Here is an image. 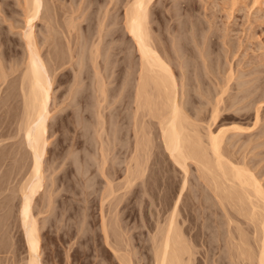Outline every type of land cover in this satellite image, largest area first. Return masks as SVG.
<instances>
[{"label": "rangeland", "instance_id": "1", "mask_svg": "<svg viewBox=\"0 0 264 264\" xmlns=\"http://www.w3.org/2000/svg\"><path fill=\"white\" fill-rule=\"evenodd\" d=\"M127 1L115 0L116 3L113 1L110 4L108 0H46L47 9L44 13L48 15L54 12L53 20L48 22L46 18H42L35 24L36 41L42 56L47 58L51 53V56L55 58L52 61L53 64L51 61L49 64L53 71V90L47 134L49 144L45 154L46 159L44 158V187L36 197L34 205L39 228L40 264H125L124 262L127 261L130 264H152V236L156 233L157 223L161 222L167 214L163 211L162 204H165L173 188L172 191L178 189L183 179L182 172L174 168L161 146L160 149L154 147L160 143L157 135H150L153 152L146 161L144 177L138 179L137 186L135 185L136 195L123 187L124 161L122 164L117 163L118 155L115 150L118 138L122 137L124 144L119 157L126 160L131 151L130 143L133 140L132 129L134 127L132 124L134 123L132 115L134 87L132 85L135 82L134 76H136V68L139 65L134 43L124 27V11ZM19 3L20 1L17 0H0V104L2 103L0 105V119H2L0 131L4 133L5 130L3 142L9 144L10 141H14L9 138V135L16 127L21 108H19L21 101L17 96L15 77L20 73L25 58L24 45L22 46L24 42L20 36L23 21ZM69 18H74L77 27L67 36L64 26ZM99 24L103 28L100 32L102 40L98 44L101 54L97 59V64L100 68L102 67V70H99V66L98 70L102 72L104 70V75L108 74V70L113 72V74L110 72L112 75L109 79H113L112 77L114 79L107 85L113 87L115 91L113 94V91L109 92L111 98L107 94L106 98L99 99L100 101L96 98V94L94 95L98 88L95 84L97 77L89 55L90 41L96 42L91 39L95 40L99 35ZM147 25L151 29L152 37L156 39L154 41L158 43L157 48L159 47L161 53L165 51L167 54L164 53V55L170 60V65L173 64L171 67H173L172 71L177 80L181 74L176 62L180 59V62L183 60L186 63L184 66L190 73L186 69L183 71L186 72L184 76L190 74L188 78H192L191 82L187 78L188 84H186V78V82L184 81L186 84L184 90L187 91L185 90L186 93L182 97L185 110L182 109L185 115L193 117L194 119H191L198 122L201 133L206 125L207 111L205 109L210 107L206 99L218 98V92L223 88L222 86L225 87L226 80L228 81V89L222 95L225 101L220 104L224 106L233 101L237 104L234 103V106L227 109L226 113L230 112L231 116L225 118L226 120L223 119L222 125L228 128L231 125H239L244 127L245 132L240 134L233 131L228 132L225 135L223 146L226 152H230V156L233 157L234 154L236 159L244 157L247 162L244 159L242 161L247 163L246 165L257 177L262 178L261 182L264 184V91L263 95H258L264 90V0H152L148 6ZM67 50L72 51L70 59V52ZM199 51L210 52L211 65H208L209 60L206 61L209 67H205L198 61L201 56L203 57L199 55L201 54ZM65 52L66 56H64ZM180 52L184 54L176 59L177 61L173 59L172 54L176 56ZM209 52L206 55L209 56ZM109 53L110 56L107 55ZM63 58L65 59L62 60ZM202 66L209 72L205 71L206 78L203 75ZM76 75H79L82 81L78 86H75L74 81ZM91 76L94 77L91 78ZM201 80L204 82L202 83ZM198 81L199 89L196 85ZM215 89L219 91L215 92ZM256 94L257 98L262 96V100L259 98L262 103L257 100ZM197 96L202 98H199L201 101H198ZM16 97L18 99H15ZM254 98L258 104H254ZM255 105L260 106L258 116L261 120L251 128L254 122ZM233 110H236L235 113ZM97 111H101L100 114L103 115V117L101 115V120L98 119L99 121L95 119ZM223 111L221 114L225 113L226 109ZM197 114H205L202 121L198 120L200 117ZM96 122L99 124L96 125ZM96 129H99L100 135L95 134ZM151 129L149 130L151 133L157 132L153 130L154 128ZM14 146H8L9 155L5 150L3 151L6 160L5 170L7 169V174L10 172L12 177L16 166V162L11 157L13 151L11 149ZM101 147L106 151L107 159H105L103 169L105 173L101 172L98 166L101 164L98 162L101 159ZM236 159L234 161H237ZM195 170L194 163L189 162L187 174V188H189L185 191L186 197L183 196L185 202L181 203L178 216V220L183 224L181 228L185 235H190L191 251L195 256L192 264H230L229 247L227 248L228 244L223 241L225 239L223 228L216 227V221L218 222L221 216L211 215L210 211L206 214L203 209L204 213H202V210L197 208L199 203L208 206L214 204L215 200L212 197L209 200L207 195L210 191L206 189L205 193V188L199 183V179L200 181L203 179ZM24 171L25 168L15 173L13 185L20 180ZM106 176L111 179L108 180ZM145 179H147L146 184H144ZM105 180L112 182L114 192L111 196H106L107 183ZM190 199L193 200L192 203ZM195 214L202 215V217L197 218ZM237 217L243 219L241 216ZM102 218H105L107 223L108 236L106 239L101 231ZM223 219L222 221L226 222V218ZM214 224H216L215 228ZM240 227L247 228L244 223ZM14 231L15 227H13ZM194 231L205 234L211 232L213 237L209 240L210 244L200 243L197 240L191 241L190 232ZM246 233V236H249V240L246 237L247 242L252 243L251 233L248 231ZM16 236H19V231L15 233V238ZM24 249L21 245L18 248L17 258L15 257L19 260L18 264H23L26 254ZM6 256L3 254L5 260ZM6 261L5 264H10L9 255Z\"/></svg>", "mask_w": 264, "mask_h": 264}, {"label": "bare ground", "instance_id": "2", "mask_svg": "<svg viewBox=\"0 0 264 264\" xmlns=\"http://www.w3.org/2000/svg\"><path fill=\"white\" fill-rule=\"evenodd\" d=\"M17 1L18 2L20 1L19 6L21 5L20 8L22 10L21 17L23 23L21 29L20 28L19 29H20L21 39L24 42L22 46L24 45L25 58L20 73H18V75L15 77L16 85H17L16 89L18 90L17 96L20 98L21 101L20 102L21 106H19V108L20 107L21 108L20 111L18 110L19 113L14 131L12 129L13 131L12 134L11 133L10 135L7 134L9 135V138L14 139V141L12 142L10 141V144L6 142L4 143L3 141L5 140V130L4 133L3 131H0V254H1L0 264H5L7 262L6 260L8 255L11 260L10 264H18L19 260L16 259L17 258L16 255L20 245L24 246L25 248L24 250L26 252L25 257L23 259V264H40L41 263L40 254H39L40 246L38 239L39 228H38L36 214L34 212V205L36 202V197H38V195L42 192L44 187V164H45L44 158L49 144L48 142L49 139L47 137V134H48L49 120L51 118L50 104H51V93L53 90V71L51 70L49 64L50 61L51 62L54 61L55 58L51 56V53H49L50 56H47V58L46 56L45 58L42 56L40 52V47L38 46V43L36 41L35 24L36 21L42 18H46L47 21L50 22L51 19L53 20L55 14L52 11L53 13L45 15L44 10L46 11L47 9L45 3L46 0H17ZM108 1L109 3L113 1L115 2V0H108ZM151 1L152 0H128L125 4L124 27L134 43L139 58V65L138 68H136L137 72L135 71L136 76H134L135 82L132 85L134 87V92H132L133 97L131 96L132 94L130 95L129 92V95L133 98L132 103L134 104L133 114H132L134 118V123L132 122V124L134 125L132 129L133 140L130 143L131 151L130 154L127 156L126 160H123V158L121 159L119 157V155L121 156L122 153L121 149L124 144L122 142V137H121L118 138V145L116 147L115 153L118 155L117 163L122 164V162L124 161L123 163L125 167L122 168L124 175L123 187L126 190H130V192L133 195H136L137 190L135 187L137 186V180L140 178L142 179L144 177L146 172V163H147L146 161L148 160V157L151 154V152H153L152 150L153 145L152 146L150 145V143H152L150 135L151 136L157 135L160 143H158L159 145L156 144L154 147L156 149H160L159 147L161 146V149H163V152L167 156L168 160H170L171 164H173L174 168L179 169L183 174V179L178 189L177 190L175 189L176 191H172L174 189L173 188L171 190V194H168L165 204L164 205L162 204V209L167 214L166 217H164V219L161 222L157 223L155 227L156 233L154 235L152 234L153 235L152 264H192V261H194L195 259L194 253L191 251V245H190L191 243L189 237L190 235L189 236L185 235L184 230H182L181 228L183 224L181 221L178 220L179 211L181 209L180 207L182 205L181 203L185 202L183 198H185L187 195V194L185 195V191H187V189L189 188V187L187 188V182H188L187 174H188L189 162L194 163V166L198 171L197 173H199V177L203 179L201 181L199 179V183L200 185L203 186V188H205V193H206V189L207 191L208 190L210 191V194L208 193L209 195L207 196H209V198L212 197V199L215 200L213 201V203L215 202L214 204H210L208 206L199 203L197 204V208L201 210L202 209L205 210L206 214L208 211H210L209 213H211V215L216 214V215H220L223 218L224 217L226 218L225 220L226 222H224L222 221L223 218L219 216L220 217L219 219L216 216L219 220L218 222L215 220L217 225L214 224V228L215 225L217 228L220 226L223 228V230L221 229L223 231V237L225 238L223 241H225L228 244L227 248L229 247V250L227 249L229 254L228 255L229 263L230 264H264V184L261 182L262 178L260 179L259 177H257L256 174L253 172V170H251L249 166L246 165L247 161L244 159V157L242 158L239 157L238 159L241 158L240 161L236 159V157H234L233 154L234 160L235 159L237 160L234 161L232 159L233 157L229 155L230 152L229 153L226 152L225 147L223 146V143L225 142L224 140L226 139L225 135L228 132L233 131L234 133L237 132L238 134L245 132L243 131L244 127H241L239 125H234V126L231 125V127L229 128L222 125V120L231 116L230 112L226 113L227 109H229L231 106H234V103H236V101L235 102L233 101V103L230 102L231 104L230 103L229 104L227 103L228 105L225 104L226 106L225 105L221 106L220 104L221 102L223 103L225 101L224 98H222V95L225 93L226 89H228L227 88L228 81L226 80L227 84L224 82L226 85L225 87L222 86L223 87L222 89H220L221 87L216 86L220 89V91L218 89H215V92L219 91L218 94L215 93L219 95L218 98L216 97L214 100L212 97H211L212 99L211 98L206 99V103L209 104L210 107L208 109H205L207 111L206 112L207 115L205 118L206 125L205 127H203V131L205 130V132L203 133L202 131L201 133L200 128L198 127L200 126L198 125V122L192 120L191 118L193 117L190 118L188 117V115H185V112H183L184 106L182 104L184 102L182 100V97L186 93L185 92L186 89L184 90V88L186 84H188L189 82L188 79L191 82V78H192V77L188 78L189 76H191L188 73L187 76L185 75L186 77L184 76V73L186 74V72L183 71L187 69L186 66H184V64L186 63H184L183 60H181L180 62L179 59L184 53L181 54L180 52L181 55L177 53L178 55L176 56L174 55L175 57L172 54L173 59L175 60L179 59V62L176 60L178 62V63L176 62V64L180 67V68L178 67V69L181 76L179 80H177L176 75L172 71L173 67L171 66L173 64L170 65L171 64L170 60H168L167 59L168 57L164 55V53L165 54L167 53L164 50H162L164 52L161 53L159 47L157 48L158 43L155 42L156 39L152 37L153 35L150 32L151 29H149L150 27L147 25L148 6ZM66 22L67 23L66 25L64 24L65 25L64 27L66 29L65 34L67 35L71 33V31H73L75 27H77V23L75 22L74 18H69V20L67 19ZM102 28L103 26L99 24L98 26L99 35H97L98 38H96L97 40L91 39L93 40V42L94 41L96 42L92 43V41H90L91 44L89 46L90 47L89 55L91 56L90 62L92 60L94 65V74L97 77L95 84L98 88L97 89L96 87L94 88L96 89L94 95L96 94V98L98 100L99 99L104 100L107 94L109 95V92H112L114 90L113 87H108L107 85L111 82V80L114 79V77H112L113 79L111 80L109 79V77L113 74V72L109 70L108 71L105 70V72L107 71L108 74L106 73L107 75L106 74L104 75L103 73L104 70L103 72L99 71L102 67L100 68V66L97 64V59L98 57H100L101 54L98 44H100L102 40V34H100ZM67 51L70 52V50ZM71 52L69 53V59L72 58ZM202 52L199 51V53H201L199 55H203V57L201 56L202 58V59L200 58L201 61L200 60L198 61L203 63L205 67H209L208 65H211L210 62L212 61L211 59H209L211 57V54L209 51L206 52L204 51L203 53ZM208 52L210 54L209 56L206 55V53ZM64 54H65L64 56H66V52ZM107 55L110 56V53ZM64 59L65 58H63L62 60ZM174 61L172 62L175 63ZM206 61H208L209 63V64L207 63L208 65L206 64ZM98 66H99V70H98ZM204 66H202L203 68L201 67V69L204 70L203 75L206 78L205 74L208 71L204 69ZM210 68H208L209 71ZM93 77L91 76V78ZM185 78L187 81L186 84L184 83ZM108 79L110 81H108ZM74 81H75V86L80 85V81H81L80 76L76 75ZM202 81L204 82V80H201V82ZM197 83L198 84L196 83L195 84L199 89L200 83L199 81ZM263 91L264 90H262L260 94L258 93V95H263L262 94ZM114 92L115 91H113L112 94ZM110 96L111 93L109 97ZM255 96L257 98V94ZM261 97L262 96L258 97L257 100H259V98L260 100L264 98ZM197 98L199 99L200 97L197 96ZM15 99L18 98L16 97ZM200 99L198 101H201ZM241 100L242 99H240V101ZM255 101L254 104L255 103L258 104L257 103L258 101L256 102ZM6 103H9V101ZM258 107L254 108V122L253 125L250 126L251 128L252 126H256L255 124L259 122V120H261V117L258 116L259 115ZM15 109H17V107ZM225 109H226L225 113L221 114V111ZM235 111L233 110L234 113ZM16 112L17 110L15 111V113ZM100 112L101 111H97L95 119L97 118V120L98 119L101 120L102 113L100 114ZM197 113L199 114V112ZM198 114L197 116L200 117L198 120L202 121V117L204 118L205 114L202 115H198ZM1 120L2 119H0V122ZM97 122L96 125L99 124ZM213 125L214 127L212 128ZM151 128H154L153 130H156L157 132H155V134H153V132L151 133L149 131L152 130ZM98 132L99 129L98 130L96 129L95 134L97 133L98 135H100ZM13 145L15 146L11 149L13 150L11 157L16 162V166L14 168V174H13L14 176L12 177V175L9 172V169H8L9 174H7L6 172L7 169L5 170L4 162L6 160L3 151L5 150L7 152L9 148L8 146H13ZM231 145L233 147V144ZM100 158L101 161L99 160L98 162L99 163L101 162V164L98 166H100L101 172H103L105 159H107L106 151L103 147L100 148ZM242 159H244L246 162H243L244 160L242 161ZM23 168H25L24 174L22 173L20 180L15 185H13V182L15 183L14 181L15 173L20 172ZM103 175L105 176L106 174ZM146 180L147 179H145L144 184H146ZM106 183H105V185L107 186V193L105 192L106 196H111L113 195L114 192L113 187L111 185L112 182L106 181ZM202 191L204 192V189H202ZM184 195L185 197H183ZM203 196L205 198V194ZM209 200H211V198ZM190 201L192 203L193 200L190 199ZM194 206H196L195 203ZM203 210L202 213H204ZM101 216L104 217L103 215ZM237 216H241L243 217V219H240V217ZM196 217L200 218L202 217V215H196ZM104 219L105 218L101 219L102 220L101 231L103 232L104 238L106 239L108 236V232H107V223ZM189 221L191 223L192 220L190 219ZM243 223L246 224L247 228L243 229L242 227H240L241 224L243 225ZM13 227H15L14 232H13ZM208 228L209 227H207V229ZM18 231H19V236H16L15 238V233ZM247 231L251 233L250 238L252 237L253 239L252 243L251 242L249 243V241L247 242V239L249 240V236H246ZM190 234L192 238L191 241L197 240L200 243L208 242L210 244L209 240L211 237H213L211 232L205 234L203 232L194 231L192 233L190 232ZM246 237L248 238L246 239ZM113 250L115 251V249ZM3 254H5V256L7 255L6 260L5 257H3ZM124 263L130 264L129 261Z\"/></svg>", "mask_w": 264, "mask_h": 264}]
</instances>
